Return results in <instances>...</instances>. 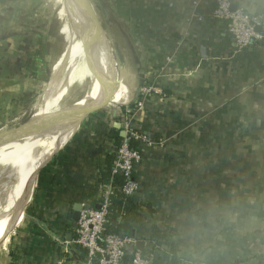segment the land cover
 I'll use <instances>...</instances> for the list:
<instances>
[{"label": "crops", "instance_id": "1", "mask_svg": "<svg viewBox=\"0 0 264 264\" xmlns=\"http://www.w3.org/2000/svg\"><path fill=\"white\" fill-rule=\"evenodd\" d=\"M94 2L126 66L125 103L83 117L41 174L23 244L10 257L0 256V264L85 263L75 243V208H96L109 194L110 186L100 185L101 170L116 151V136L125 138L127 120L153 141L136 140L142 160L135 171V235L146 242L154 228L165 230L180 264L185 253L173 225L192 198L210 193L223 200L235 191L246 200L264 193V41L237 52L226 23L214 17L216 0ZM230 2L235 10L264 17V0ZM6 9L1 0L0 17ZM8 82L0 77V109L25 92ZM145 242L139 250H148ZM151 264L170 263L159 254ZM230 264H264V237H249Z\"/></svg>", "mask_w": 264, "mask_h": 264}, {"label": "bare ground", "instance_id": "2", "mask_svg": "<svg viewBox=\"0 0 264 264\" xmlns=\"http://www.w3.org/2000/svg\"><path fill=\"white\" fill-rule=\"evenodd\" d=\"M64 11L70 27L68 46L49 87L36 104V118L8 139H0V249L24 214L37 174L75 135L84 112L102 102L115 103L125 98L122 79L111 86L106 59L109 47L98 33L99 24L88 2L64 0ZM87 78L88 89L80 105L53 112L57 103L67 99L72 87Z\"/></svg>", "mask_w": 264, "mask_h": 264}, {"label": "rangeland", "instance_id": "3", "mask_svg": "<svg viewBox=\"0 0 264 264\" xmlns=\"http://www.w3.org/2000/svg\"><path fill=\"white\" fill-rule=\"evenodd\" d=\"M4 1L7 9L3 16L0 17V77L3 76L5 80L9 81V84H7L8 88L20 87L25 92H21L20 97H9L11 100L6 101L4 108L0 109V139L6 136V139H8L13 136L30 123L36 115V104L44 90L49 87L51 77L59 68L70 38V27L64 11V0ZM86 1H88L105 38L110 44L116 63L118 80L122 79L124 84H126L129 80L126 77V66L117 54L118 50L111 39L108 23L103 14L96 11V2L94 0ZM106 17L108 18V16ZM23 77L26 78V81H21ZM88 82V78L83 82H77L70 90L67 99L57 103L53 112L62 108L67 107L68 109L80 105V100L87 92ZM147 89L154 90L153 87ZM124 103L122 101L115 103L113 101L102 102L92 107L84 119L104 108L119 106ZM124 123L130 124V121L127 120ZM47 164L39 171L33 182L31 194L24 206L22 218L4 241V245L0 250L2 259L10 257L14 250L16 251L18 246L23 244L24 241L22 240H25V237L22 236L23 227L25 226L26 228L27 226L28 228L29 226V230L32 227L33 221H30V217L28 220V212L35 203L37 184ZM1 212L2 205H0Z\"/></svg>", "mask_w": 264, "mask_h": 264}, {"label": "built area", "instance_id": "4", "mask_svg": "<svg viewBox=\"0 0 264 264\" xmlns=\"http://www.w3.org/2000/svg\"><path fill=\"white\" fill-rule=\"evenodd\" d=\"M214 17L227 25V33L234 40L237 52L249 48L252 40L264 41V17L257 16L243 9L233 11L230 0H216ZM200 21L202 16H198ZM257 28L261 32L257 33ZM153 91L145 89L143 96H150ZM141 106V104H139ZM125 138L117 153L114 174L125 178L124 194L134 198L139 190V182L135 178V171L142 160L139 148L132 149V139L139 140L149 146L153 141L138 135L129 123L125 124ZM99 199L97 210L94 206L84 204L80 218L76 223V245L82 250L84 264H151L152 259L161 254L164 247L159 248L153 242L143 240L140 236L128 237L116 235L108 231L110 196ZM148 243V250H139L140 243Z\"/></svg>", "mask_w": 264, "mask_h": 264}, {"label": "clouds", "instance_id": "5", "mask_svg": "<svg viewBox=\"0 0 264 264\" xmlns=\"http://www.w3.org/2000/svg\"><path fill=\"white\" fill-rule=\"evenodd\" d=\"M174 224V240L185 264H230L239 246L252 236L264 237V193L241 199L235 191L225 199L210 193L192 198Z\"/></svg>", "mask_w": 264, "mask_h": 264}, {"label": "trees", "instance_id": "6", "mask_svg": "<svg viewBox=\"0 0 264 264\" xmlns=\"http://www.w3.org/2000/svg\"><path fill=\"white\" fill-rule=\"evenodd\" d=\"M123 142L124 139L117 135L115 138L116 151L107 158L105 167L101 170L99 182L101 186H110L112 190V195L110 196L109 223L107 225L108 231L116 235L134 237L136 235L133 227L137 221L138 207L132 198L124 194L125 178L114 174L113 171L115 163L117 162L118 150L121 148ZM138 145L136 140H131L130 147L132 149L138 148ZM150 239L157 247H164L160 254L162 261H168L170 264L181 263L176 246L170 241L169 235L165 230L154 228Z\"/></svg>", "mask_w": 264, "mask_h": 264}, {"label": "water", "instance_id": "7", "mask_svg": "<svg viewBox=\"0 0 264 264\" xmlns=\"http://www.w3.org/2000/svg\"><path fill=\"white\" fill-rule=\"evenodd\" d=\"M88 2V1H87ZM88 7H89V11L91 12V14H93L94 16H95V14L93 13V11L91 10V8H90V6H89V3H88ZM87 7H85V9H86ZM235 9L236 8H232V10L233 11H235ZM259 14H261V13H259ZM96 18V17H95ZM99 35H101V36H104V33H103V30L101 29V27L99 26ZM256 32L257 33H260L261 32V28H257V30H256ZM103 38H105V36L103 37ZM105 40L107 41V39L105 38ZM254 43V40H252L251 41V44H253ZM107 44H108V51H107V54H106V59L108 60L107 62L110 64V72H111V79H112V81H111V86L113 87L114 85H116L117 84V81H118V77H117V72H116V63H115V60H114V58H113V55H112V50H111V48H110V44H109V42L107 41ZM90 111V109L89 110H86L85 112H84V114L85 115H87L88 114V112ZM36 118V115L33 117V119H35ZM123 136H124V134H123ZM81 204H78V205H76V208H75V211H76V213L74 214V220L75 221H78L79 220V218H80V212H81ZM96 209L98 210L99 209V207H96ZM143 246V244L142 243H140V245H139V247H142Z\"/></svg>", "mask_w": 264, "mask_h": 264}]
</instances>
